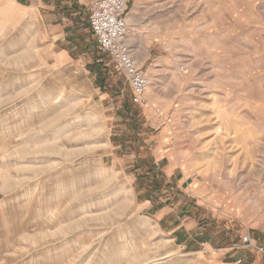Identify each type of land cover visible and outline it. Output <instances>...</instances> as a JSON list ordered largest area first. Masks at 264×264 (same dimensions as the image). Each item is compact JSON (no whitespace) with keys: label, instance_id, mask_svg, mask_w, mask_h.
I'll return each instance as SVG.
<instances>
[{"label":"rangeland","instance_id":"1","mask_svg":"<svg viewBox=\"0 0 264 264\" xmlns=\"http://www.w3.org/2000/svg\"><path fill=\"white\" fill-rule=\"evenodd\" d=\"M34 1L0 0V264H220L210 257L242 253L264 264L231 251L239 236L264 241V0H127L128 46L149 82L141 136L198 196L183 214L206 230L195 253L138 213L134 151L114 143L134 137L115 112L131 93L92 38L90 0H77V24L60 11L70 36Z\"/></svg>","mask_w":264,"mask_h":264},{"label":"built area","instance_id":"2","mask_svg":"<svg viewBox=\"0 0 264 264\" xmlns=\"http://www.w3.org/2000/svg\"><path fill=\"white\" fill-rule=\"evenodd\" d=\"M127 16V0H91L88 26L97 48L109 57L113 70L124 77L131 101L140 109L146 106L145 92L149 82L126 44L130 33ZM154 166L159 169L160 164L156 162ZM203 234L204 230L199 232L200 236ZM231 251H245L264 258V241H253L248 235L239 236V245H233ZM243 263V258L235 261V264Z\"/></svg>","mask_w":264,"mask_h":264},{"label":"crops","instance_id":"3","mask_svg":"<svg viewBox=\"0 0 264 264\" xmlns=\"http://www.w3.org/2000/svg\"><path fill=\"white\" fill-rule=\"evenodd\" d=\"M82 1L85 2L88 0H80L79 2L84 3ZM34 2L36 3L31 2L30 8L36 6V9L38 10L39 14L41 12L46 19H49L50 26L54 28L53 30L55 32H60L59 30L62 29V33H64L65 35L69 34L70 36V33L73 31L72 23L65 25L64 27L63 26L61 27L60 24L57 25L58 23H60V18L58 13L59 11H57L55 6L53 5V0H35ZM44 4H46V6ZM20 7L25 8V6H20ZM127 23H128V18H127ZM58 43H59L58 44L59 47H64L66 44H68L65 39ZM80 47L81 45H79V48ZM71 60H75V59H71ZM96 93L97 92H95L94 90V94ZM149 131L151 130H148V132ZM145 142H151V140L146 139ZM150 155L154 163L156 162L162 163L163 167L161 168L162 169L161 172L164 174L168 182L174 183L176 185V188L182 191L184 194L192 196L196 199L198 198V196H196V194H194L193 191L191 192L187 191V186L189 185L188 184L189 177L186 178L181 172L177 171L176 167H173L166 158L161 156L160 150L159 151L157 150L156 152L150 150ZM131 168L132 165L127 166V169H131ZM128 175L131 176V179H133L132 183L134 185L135 183L134 175L132 174H128ZM134 193H135L134 200L138 213L144 216L145 218H147L148 220L156 222L161 232L165 235L167 234L169 235L171 241H173L174 246L181 248L182 251L186 250L195 253L198 252L197 250H200L201 244L207 241V237L203 239L200 236H198L197 223L192 219H188L184 217L182 215V211L178 210L177 212H175L173 209L170 208V206L167 207L165 204L166 200H162L159 197L153 199L152 196H150L149 198H144L142 196V193H139L141 194V200L138 201L135 188H134ZM243 254L245 253H242L241 255L236 254V256L234 257L235 260H233L232 263H223V259H224L223 254H218V255L213 254V256H211L210 258L212 259L213 262H218L219 259L220 264H235V261L238 258H243L244 261L246 262V258H244V256L246 255ZM214 256L217 258V260Z\"/></svg>","mask_w":264,"mask_h":264},{"label":"trees","instance_id":"4","mask_svg":"<svg viewBox=\"0 0 264 264\" xmlns=\"http://www.w3.org/2000/svg\"><path fill=\"white\" fill-rule=\"evenodd\" d=\"M53 1L57 4V7L55 8L59 11V14L61 11V13L67 15L72 22L77 24L78 18L74 16L77 0ZM89 67L91 68L89 70L90 73H92V71H94L93 69H95L99 75L102 74L100 76L101 83H105V81L108 80L109 70L104 64L100 63V61L95 60L92 66ZM118 85L121 84L118 82ZM110 89L115 93L118 92L117 90H114L115 86H111ZM118 103L119 104L115 106V112L123 122L127 123V128L129 132L131 131L134 134V137L130 139L129 137L126 138V136H123L122 138L114 140V143L116 142V144L120 145L122 149H125L124 147L128 144L132 151H134L136 160L132 164V168L126 171L127 174H132L135 177L133 187L136 190L137 200H141V194L139 193H142L144 198H149L150 196H152L153 199H156V197H163L166 199V206L181 207L183 209L182 215H191L192 209L197 210L194 201L189 199L182 191L178 190L175 184L168 182L164 174L154 166V162L148 151L149 145L146 144V139H143V136H141L145 132L143 126L141 127L140 124V122H142V118L140 117L139 109L132 103L131 96L129 101ZM141 149H143V153H145L142 158L140 154ZM164 191L165 193L163 194ZM200 226L202 227L203 225L200 224ZM202 229L204 230L203 237H205L206 230L204 228Z\"/></svg>","mask_w":264,"mask_h":264},{"label":"bare ground","instance_id":"5","mask_svg":"<svg viewBox=\"0 0 264 264\" xmlns=\"http://www.w3.org/2000/svg\"><path fill=\"white\" fill-rule=\"evenodd\" d=\"M128 41H129V39L126 40V44H127V45H129V44H128Z\"/></svg>","mask_w":264,"mask_h":264}]
</instances>
